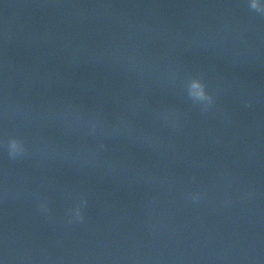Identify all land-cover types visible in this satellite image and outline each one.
I'll return each instance as SVG.
<instances>
[{
    "label": "water",
    "instance_id": "95a60500",
    "mask_svg": "<svg viewBox=\"0 0 264 264\" xmlns=\"http://www.w3.org/2000/svg\"><path fill=\"white\" fill-rule=\"evenodd\" d=\"M248 2L0 0V264H264Z\"/></svg>",
    "mask_w": 264,
    "mask_h": 264
},
{
    "label": "clouds",
    "instance_id": "9594fccd",
    "mask_svg": "<svg viewBox=\"0 0 264 264\" xmlns=\"http://www.w3.org/2000/svg\"><path fill=\"white\" fill-rule=\"evenodd\" d=\"M248 7L251 11L257 13L261 17H264V2L262 0H249ZM207 85L203 82L202 78H193L187 83L188 97L197 104L203 105V110L207 111L208 108L214 103V98L206 91ZM168 114H165L164 119L167 120ZM97 125L91 124L93 131L96 130ZM6 149L8 156L12 159L22 157L26 154L27 148L25 143L18 138H11L6 142ZM103 147V145H101ZM75 215L79 220H83V216L80 214V208L75 209Z\"/></svg>",
    "mask_w": 264,
    "mask_h": 264
}]
</instances>
